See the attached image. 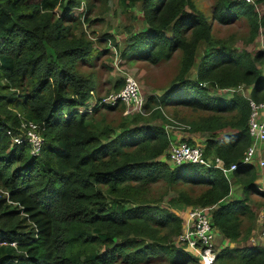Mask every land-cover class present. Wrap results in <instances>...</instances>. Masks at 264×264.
<instances>
[{"label": "trees", "instance_id": "16d2710c", "mask_svg": "<svg viewBox=\"0 0 264 264\" xmlns=\"http://www.w3.org/2000/svg\"><path fill=\"white\" fill-rule=\"evenodd\" d=\"M81 2L0 0V187L8 193L0 194V264H114L118 259L147 264L162 257L168 264L197 261L176 239L182 216L168 205L134 201L129 189L133 182L204 185L196 198L182 190L176 200L214 205V226L232 241L246 239L254 217L249 196L261 192L255 165L241 163L230 173L242 184L239 198H227L231 181L220 167L198 162L171 166L164 125L169 120L160 107L182 104L204 113L188 122L191 131L206 133L204 156L212 161L219 157L226 165L239 163L251 142L249 99L238 91L227 96L210 88L244 83L251 98L264 100L259 67L264 49L252 54L215 39L212 21L244 17L253 39L264 28V13L246 0H215L210 15L195 0H120L123 5L140 2L145 21L127 35L123 57L157 63L179 49L181 58L171 82L162 93L147 95L143 105H157L151 119L162 123L146 120L130 126L142 118L132 112L130 122H121L122 129L112 136L109 126L97 129L90 123L87 108L124 103H87L95 81L80 67L91 64L100 51L85 30L76 33L81 17L73 9ZM84 3L92 8L89 0ZM84 18L91 19L88 14ZM194 65L195 78L189 76ZM124 83L118 79L115 90ZM16 108L42 127L37 155L30 153L27 141L11 140L21 120ZM225 112L233 115L223 117ZM225 127L231 130L219 135ZM217 260L264 264V246L226 245Z\"/></svg>", "mask_w": 264, "mask_h": 264}, {"label": "rangeland", "instance_id": "374dc122", "mask_svg": "<svg viewBox=\"0 0 264 264\" xmlns=\"http://www.w3.org/2000/svg\"><path fill=\"white\" fill-rule=\"evenodd\" d=\"M92 8L87 9V5L82 0L80 6L74 7L73 13L81 17V27L76 29L78 34L81 29L85 30L87 35L94 41L93 45L96 47V51H100L98 55L93 59L91 64H87L80 67V70L85 75H93L94 88L92 95L88 99L87 103L89 107L100 104L111 93L115 92L114 84L118 79H122L123 83L125 77L129 74L135 77L137 80L141 93L147 97L150 93L160 94L166 88L167 84L171 82L175 74L178 72L180 66L181 52L176 50L173 55L166 60L159 61L157 63H150L145 60L136 58H126L121 55V50L126 43L127 35L130 31H137L142 28L144 24L143 13L140 8V2L135 4L123 5L120 0H89ZM196 6L200 8L205 14L210 15V11L215 3V0H195ZM257 3V11L259 14L264 13V5L260 2ZM58 11L60 8H55ZM88 14L90 21H86L84 15ZM212 33L216 39H221L225 44L236 47L238 50L246 49L250 53H254L258 49H262V42L264 41V28H260L259 32L253 39H250V27L247 20L244 17L234 19L229 23H220L218 21H212ZM107 35V36H106ZM102 37V38H101ZM117 43V44H116ZM203 43L199 47V53L197 55V61L201 57V49ZM264 64V63H263ZM263 64H259L264 72ZM196 65L193 66L189 74L190 77L196 75ZM244 89V94H248V85L241 83ZM249 88V87H248ZM210 90H214L210 88ZM222 92L228 89H221ZM241 93V92H240ZM243 94V95H244ZM105 102V101H104ZM152 103L148 108H144L137 116H142L138 119L137 123L127 121L128 116L131 113H125V107L118 105L115 108L98 107L96 110L87 108L88 116L90 117V123L97 129L107 125L110 127L111 134L114 135L122 128L121 122H130V126L135 124L146 123V120H151L153 124H160L162 120L160 118L151 119L153 111L158 108L157 105ZM160 110L167 116L168 122L164 123L165 129L169 135L170 142H176L179 140H190L192 143L197 141H203L206 133L201 131H191L189 121L198 119L203 115L201 111H195L192 108L182 104H168L162 105ZM15 111L21 112L19 108ZM223 117L231 118L233 112H225L221 114ZM230 127H225L220 130L219 135L225 131H230ZM203 137V138H202ZM187 140V141H188ZM260 142H258L259 144ZM167 153V151H166ZM254 156L260 157L259 149ZM167 158V154H166ZM256 172L262 171L264 173V166H258V160L254 161ZM171 166H173L171 164ZM231 178V177H230ZM241 184V183H240ZM129 189L131 197L136 200H142L151 204L168 205L171 210L176 211L181 216L185 215V212L190 206H200L196 201L191 203H185L176 200L178 198L179 191H186L191 197L196 198L197 195L205 189L204 185H194L184 182H178L173 185L166 184L163 180L148 184H139L136 182L129 183ZM233 190H238L233 187ZM242 184L240 194L243 196ZM240 196V197H241ZM251 207L254 211V217L249 224L253 225L252 232L246 239H239L236 241H227L221 246H243L244 244H259L264 246V241L259 235L261 226H264V189L259 193H250ZM228 198V197H227ZM175 200V201H173ZM128 202L127 204H131ZM248 223V220H244V225ZM219 246L218 249L221 248ZM114 264H127L118 259ZM146 264V263H138ZM147 264H168L165 257L158 258ZM188 264H198L197 261ZM216 264H224L217 260Z\"/></svg>", "mask_w": 264, "mask_h": 264}, {"label": "built area", "instance_id": "2783aa9c", "mask_svg": "<svg viewBox=\"0 0 264 264\" xmlns=\"http://www.w3.org/2000/svg\"><path fill=\"white\" fill-rule=\"evenodd\" d=\"M255 5V0H246ZM264 49V41L262 42ZM264 68V64H263ZM223 89V88H220ZM227 91H238L244 94L242 85L224 87ZM245 95V94H244ZM249 99L250 111L247 118V129L251 137V142L247 146L239 163H231L226 165L224 161L215 157L214 161L204 156V142L197 141L191 143L187 140H179L170 142L167 149V160L170 164L176 165L182 162H198L207 165L220 167L228 176L233 169L241 163H251L256 154L258 142L264 141V100H255L249 95H245ZM105 102L115 104L120 101L124 103L125 113L141 112L145 102V97L141 93L139 84L135 77L127 75L125 83L115 92H111L105 99ZM21 117L17 132L11 136L12 142L20 143L27 141L30 153L37 155L40 152L43 135L41 125L32 119ZM259 165L264 166V158L259 160ZM0 194L8 196L5 189L0 187ZM214 205L190 206L187 208L185 215L182 216V228L177 236V241L181 243L185 249L191 252L198 261V264H216L218 245L213 241L217 228L214 226L211 211ZM261 239L264 241V226L259 231ZM256 244V243H255Z\"/></svg>", "mask_w": 264, "mask_h": 264}, {"label": "crops", "instance_id": "0c3cea01", "mask_svg": "<svg viewBox=\"0 0 264 264\" xmlns=\"http://www.w3.org/2000/svg\"><path fill=\"white\" fill-rule=\"evenodd\" d=\"M264 5V4H263ZM264 12V11H263ZM249 87V86H248ZM248 94H250V87L248 88ZM214 91L218 92V93H224L226 94L227 96H230L232 94V92L230 91H224L222 92V90L220 88H213ZM203 138V137H202ZM259 149V152H260V157L256 158L255 160H253L251 163L254 164V161L258 160V166L260 167L259 165V160L261 158H264V141L260 142L259 144H257V149H256V152L258 151ZM256 156V155H255ZM257 157V156H256ZM231 177V178H230ZM229 179L231 181V190H230V193L229 195L227 196L228 198H239L240 196L237 197L236 194H240V191H241V184L238 180L236 179H233L232 175H229ZM255 181L256 183L258 184V189L260 191H263L264 189V173L262 171H258L256 172V178H255ZM233 187L238 190H233ZM242 197V196H241ZM213 241L216 245H218V247L222 246L224 244V242L226 243L227 241H232L231 239H229L228 237H225L222 232L217 228L215 234H214V237H213ZM253 244V243H252ZM252 244H244V245H252Z\"/></svg>", "mask_w": 264, "mask_h": 264}]
</instances>
